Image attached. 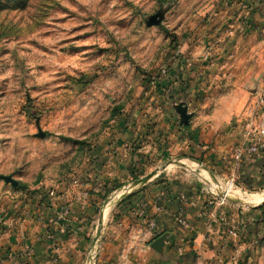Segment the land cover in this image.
<instances>
[{
    "label": "rangeland",
    "instance_id": "obj_1",
    "mask_svg": "<svg viewBox=\"0 0 264 264\" xmlns=\"http://www.w3.org/2000/svg\"><path fill=\"white\" fill-rule=\"evenodd\" d=\"M160 11L164 21L147 27ZM263 111L264 0H0V176L19 182L0 180V223L37 188L94 171L119 124L129 125V152L143 154L106 199L108 227L125 216L113 210L117 194L157 170L148 184L195 189L213 206L221 193L264 194L224 162L231 131ZM250 205L220 207L240 217L232 226L245 244L242 264H264V201ZM115 230L132 231L104 236ZM112 253L101 243L87 264H113Z\"/></svg>",
    "mask_w": 264,
    "mask_h": 264
},
{
    "label": "crops",
    "instance_id": "obj_2",
    "mask_svg": "<svg viewBox=\"0 0 264 264\" xmlns=\"http://www.w3.org/2000/svg\"><path fill=\"white\" fill-rule=\"evenodd\" d=\"M258 115L259 122L255 118L249 125L238 124L231 131V156L224 161L227 170H233L235 166L238 181L250 188L264 184V151L246 156L238 168L234 157L238 148L253 142L252 130L264 119V111ZM128 126L113 127L115 131L120 130V138L107 145L103 156L95 157L94 168L97 170L91 169L81 180L57 183L54 189L37 188L28 195L31 199L15 205L0 223V264H87L91 253L104 242L118 252L110 255L113 264L243 263L241 251L245 244L239 236L233 238L230 234L234 228L232 224L240 218L233 209H223L218 202L213 206L207 201L206 205L207 202L200 201L195 189L190 192L171 187L161 180L135 189L132 186L139 180L133 181L135 183L119 192L113 210L119 207L125 216L120 225L115 223L113 227L119 230L125 226L132 231L115 230L104 236L107 230H113L108 227L111 218L104 220L109 207L106 199L118 192V189L114 190L117 183L122 185L124 180L132 179L130 174L135 173L138 159L142 160L143 147L134 150L135 153L129 152ZM198 149L201 150L194 144V151L198 152ZM86 176L91 180L88 181ZM130 188L132 191L121 195ZM52 191L55 197L49 195ZM65 211H68L65 220L56 224ZM135 220L138 224H134ZM151 222L155 227H150ZM62 226L66 229L64 234L60 232ZM141 229L145 231L142 233ZM164 235L167 240L163 255H160L151 249V245ZM143 241L149 242L146 248L137 244ZM139 258H143V262Z\"/></svg>",
    "mask_w": 264,
    "mask_h": 264
},
{
    "label": "water",
    "instance_id": "obj_3",
    "mask_svg": "<svg viewBox=\"0 0 264 264\" xmlns=\"http://www.w3.org/2000/svg\"><path fill=\"white\" fill-rule=\"evenodd\" d=\"M165 14L166 11H160L159 13H157L156 15H153L151 17H149L146 21V26L151 28V27H156L159 26L165 18ZM178 114L181 117L182 120V124L187 125L189 123V116H187V108H184L183 106L178 107L177 109ZM38 130H39V138H45L46 134L43 133L39 127V124H37ZM164 170V168H163ZM160 171L157 170L154 173L146 176L145 178L139 180V184H141V186L146 185L154 176H156ZM0 180L3 181L6 185H11L12 188H18L19 186V182L14 180L12 177L10 176H0ZM222 199H225L227 202H230L232 204L238 205V206H242V207H251L250 204H248L247 202L237 199L233 196H231L230 193H221L219 195ZM101 232V227H100V231L98 233V235H100ZM167 240V235L162 236L161 238H159L158 240H156L152 245H151V249H153L155 252H157L160 255H163V251L165 248V243Z\"/></svg>",
    "mask_w": 264,
    "mask_h": 264
},
{
    "label": "built area",
    "instance_id": "obj_4",
    "mask_svg": "<svg viewBox=\"0 0 264 264\" xmlns=\"http://www.w3.org/2000/svg\"><path fill=\"white\" fill-rule=\"evenodd\" d=\"M252 141L253 142L251 144L244 145L236 150L235 152V161L237 163L236 168H238V166L242 163L243 159L246 156L259 155L262 153V151H264V121L260 122L256 129L252 130ZM74 183L77 184L76 181ZM230 186L234 187V181H232ZM49 195L51 197H55L54 191H52ZM218 203L220 206H222L226 204V201L225 199H220V202ZM67 215H68V211H65L62 215L59 216L58 222H56V224L64 221ZM149 225L151 228L155 227L154 223L152 222ZM236 230L237 229L234 227L230 232L233 238L238 237V233ZM60 232L64 234L66 233V229L62 226L60 227ZM1 251L2 248L0 247V256H1Z\"/></svg>",
    "mask_w": 264,
    "mask_h": 264
},
{
    "label": "bare ground",
    "instance_id": "obj_5",
    "mask_svg": "<svg viewBox=\"0 0 264 264\" xmlns=\"http://www.w3.org/2000/svg\"><path fill=\"white\" fill-rule=\"evenodd\" d=\"M141 184H139V182L137 184H135V186L133 187V189H135L136 187H140ZM231 188V187H230ZM132 191V189H131ZM125 193L121 194L122 196H124ZM239 196V198L243 199L244 201H247L250 203H254V204H261L264 201V194L261 195H252V196H248V197H242L241 194H236ZM119 196V197H122Z\"/></svg>",
    "mask_w": 264,
    "mask_h": 264
},
{
    "label": "trees",
    "instance_id": "obj_6",
    "mask_svg": "<svg viewBox=\"0 0 264 264\" xmlns=\"http://www.w3.org/2000/svg\"><path fill=\"white\" fill-rule=\"evenodd\" d=\"M194 139H195V137H194ZM129 197H130V196H129ZM129 197H127V199H129ZM160 236H161V235L155 237L153 240L157 239V238L160 237ZM153 240H152V241H153Z\"/></svg>",
    "mask_w": 264,
    "mask_h": 264
}]
</instances>
